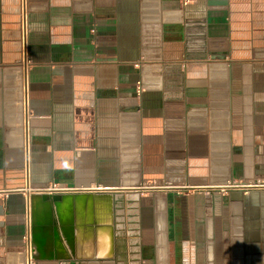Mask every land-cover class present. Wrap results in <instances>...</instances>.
<instances>
[{
    "label": "crops",
    "instance_id": "crops-1",
    "mask_svg": "<svg viewBox=\"0 0 264 264\" xmlns=\"http://www.w3.org/2000/svg\"><path fill=\"white\" fill-rule=\"evenodd\" d=\"M28 27L25 68L0 0V264L28 230L35 264H264V0H29Z\"/></svg>",
    "mask_w": 264,
    "mask_h": 264
},
{
    "label": "built area",
    "instance_id": "built-area-1",
    "mask_svg": "<svg viewBox=\"0 0 264 264\" xmlns=\"http://www.w3.org/2000/svg\"><path fill=\"white\" fill-rule=\"evenodd\" d=\"M28 13H29V0H20V22H21V62L25 68L31 64V58L28 49ZM142 91V84H137V92ZM22 128H23V153L25 160V168L28 173L29 170V155H30V130L29 122L32 117V109L29 103V93L27 86L24 84L23 94H22ZM264 184V183H262ZM52 188L62 189L63 187L58 184H52ZM23 254V264H35V249L32 242L31 233L28 230L24 236V244L22 249Z\"/></svg>",
    "mask_w": 264,
    "mask_h": 264
},
{
    "label": "flooded vegetation",
    "instance_id": "flooded-vegetation-1",
    "mask_svg": "<svg viewBox=\"0 0 264 264\" xmlns=\"http://www.w3.org/2000/svg\"><path fill=\"white\" fill-rule=\"evenodd\" d=\"M170 216H171V218L173 217V215L170 213Z\"/></svg>",
    "mask_w": 264,
    "mask_h": 264
}]
</instances>
